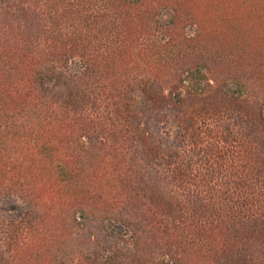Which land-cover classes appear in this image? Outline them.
<instances>
[{"label": "trees", "instance_id": "1", "mask_svg": "<svg viewBox=\"0 0 264 264\" xmlns=\"http://www.w3.org/2000/svg\"><path fill=\"white\" fill-rule=\"evenodd\" d=\"M222 93L264 145V0H0V264H264V150L214 191L166 131Z\"/></svg>", "mask_w": 264, "mask_h": 264}, {"label": "rangeland", "instance_id": "2", "mask_svg": "<svg viewBox=\"0 0 264 264\" xmlns=\"http://www.w3.org/2000/svg\"><path fill=\"white\" fill-rule=\"evenodd\" d=\"M163 14L169 17L167 13L164 12ZM189 33H192V31ZM68 69L75 70L77 65H69ZM60 72L66 73V69L62 68ZM250 92H253L254 95H261L258 88L255 91L250 89ZM134 97H136V103L142 102L143 96L141 93L137 92ZM253 100L248 103L235 102L224 96L223 93L218 94L216 97L208 98L205 102L200 101L191 107L189 106L182 113V121L172 119L174 120L172 130H166L168 133H172L173 136H178L171 141L170 145L177 152L178 159L181 161H178V163H181V167L187 169V171L202 173L206 185L208 184L214 191L224 192L226 187L233 190L235 181L239 179L237 175L238 168L232 158L233 147L239 149H235L234 156L238 151L245 150L249 144L251 145L249 148L253 152L259 150L261 153L264 150L260 109L258 105L252 103ZM186 122L187 126H182L185 127L182 128V134H186V137H182L185 142L181 146L178 141L179 135H174V133L178 131L179 126L186 125ZM185 129L189 130L188 135L183 133ZM164 136V133H161V136L157 137L156 144L159 142L165 143V141H162ZM191 149L196 150L192 152ZM229 149H232V151ZM162 152V156L167 155L164 150ZM163 169L167 171L168 166L165 165ZM259 190L264 192V189ZM17 204L22 205L19 201ZM2 205L4 206L5 203ZM4 213V210L0 211L1 218L5 217L3 216Z\"/></svg>", "mask_w": 264, "mask_h": 264}]
</instances>
